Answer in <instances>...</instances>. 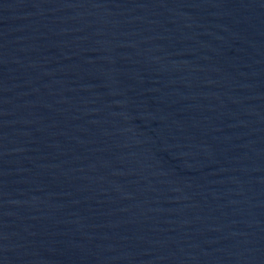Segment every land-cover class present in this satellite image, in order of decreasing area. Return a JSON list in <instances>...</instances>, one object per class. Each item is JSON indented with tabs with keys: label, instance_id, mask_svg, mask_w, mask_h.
Returning a JSON list of instances; mask_svg holds the SVG:
<instances>
[{
	"label": "water",
	"instance_id": "water-1",
	"mask_svg": "<svg viewBox=\"0 0 264 264\" xmlns=\"http://www.w3.org/2000/svg\"><path fill=\"white\" fill-rule=\"evenodd\" d=\"M0 264H264V0H0Z\"/></svg>",
	"mask_w": 264,
	"mask_h": 264
}]
</instances>
